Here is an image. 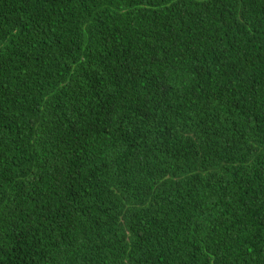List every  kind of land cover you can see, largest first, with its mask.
I'll use <instances>...</instances> for the list:
<instances>
[{
    "label": "trees",
    "instance_id": "obj_1",
    "mask_svg": "<svg viewBox=\"0 0 264 264\" xmlns=\"http://www.w3.org/2000/svg\"><path fill=\"white\" fill-rule=\"evenodd\" d=\"M0 264H264V0H0Z\"/></svg>",
    "mask_w": 264,
    "mask_h": 264
}]
</instances>
